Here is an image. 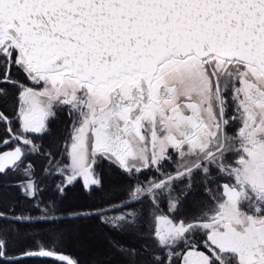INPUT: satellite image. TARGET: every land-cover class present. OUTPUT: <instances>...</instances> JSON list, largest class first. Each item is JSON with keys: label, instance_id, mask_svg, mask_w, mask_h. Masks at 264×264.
<instances>
[{"label": "snow or ice", "instance_id": "obj_1", "mask_svg": "<svg viewBox=\"0 0 264 264\" xmlns=\"http://www.w3.org/2000/svg\"><path fill=\"white\" fill-rule=\"evenodd\" d=\"M0 264H264V0H0Z\"/></svg>", "mask_w": 264, "mask_h": 264}]
</instances>
